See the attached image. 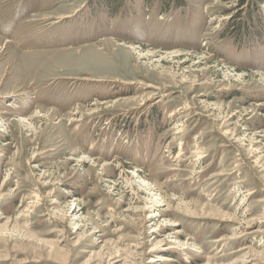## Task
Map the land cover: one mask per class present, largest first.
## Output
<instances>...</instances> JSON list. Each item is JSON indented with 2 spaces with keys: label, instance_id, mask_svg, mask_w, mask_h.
I'll use <instances>...</instances> for the list:
<instances>
[{
  "label": "rangeland",
  "instance_id": "obj_1",
  "mask_svg": "<svg viewBox=\"0 0 264 264\" xmlns=\"http://www.w3.org/2000/svg\"><path fill=\"white\" fill-rule=\"evenodd\" d=\"M0 264H264V3L0 0Z\"/></svg>",
  "mask_w": 264,
  "mask_h": 264
},
{
  "label": "trees",
  "instance_id": "obj_2",
  "mask_svg": "<svg viewBox=\"0 0 264 264\" xmlns=\"http://www.w3.org/2000/svg\"><path fill=\"white\" fill-rule=\"evenodd\" d=\"M258 1H260L261 3H264V0H258Z\"/></svg>",
  "mask_w": 264,
  "mask_h": 264
},
{
  "label": "bare ground",
  "instance_id": "obj_3",
  "mask_svg": "<svg viewBox=\"0 0 264 264\" xmlns=\"http://www.w3.org/2000/svg\"><path fill=\"white\" fill-rule=\"evenodd\" d=\"M4 42V41H3ZM4 45V43H1V46H3ZM84 156V155H83ZM249 261V260H248Z\"/></svg>",
  "mask_w": 264,
  "mask_h": 264
}]
</instances>
